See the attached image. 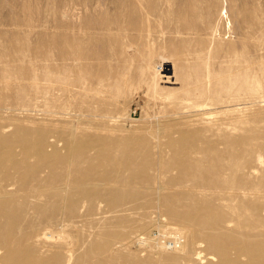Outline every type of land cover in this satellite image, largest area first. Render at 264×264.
Segmentation results:
<instances>
[{
    "label": "rangeland",
    "instance_id": "obj_1",
    "mask_svg": "<svg viewBox=\"0 0 264 264\" xmlns=\"http://www.w3.org/2000/svg\"><path fill=\"white\" fill-rule=\"evenodd\" d=\"M188 128L217 144L172 148ZM40 130L100 148L66 157L58 147L41 176L61 183L68 173L70 188L0 223V264L10 229L51 264L215 262L206 235L199 258L162 252L153 232L172 238L183 226L192 201L182 190L232 161L237 137L258 147L237 160L245 177L264 176V0H0V136L17 144ZM174 180L178 191L149 188ZM43 230L54 240L37 237Z\"/></svg>",
    "mask_w": 264,
    "mask_h": 264
},
{
    "label": "bare ground",
    "instance_id": "obj_2",
    "mask_svg": "<svg viewBox=\"0 0 264 264\" xmlns=\"http://www.w3.org/2000/svg\"><path fill=\"white\" fill-rule=\"evenodd\" d=\"M246 127L247 124H238L240 130H244ZM202 136L201 129H183L179 132L177 139L169 141V145L172 148H182L183 144H188L191 148L193 146V149H197L196 146L202 140L203 143L208 144L207 147H212L218 142L216 138L209 141ZM49 139L50 132L44 130L38 131L33 141L25 139L17 144H12L0 136V223L6 221L12 227L16 223L15 213L17 211L24 210L26 212V209H32L35 206V204L31 206V199H41L40 197L43 196L44 192L49 190L59 193L65 191L66 187L70 188V182L66 181L68 173L66 180L61 183L59 181L56 183L53 181L48 182L46 177L41 176V173H46L48 176V173L54 169L53 158L59 155L58 150L60 149L58 147L60 145L63 146L66 157H71L76 152L100 148V139L91 136H85L75 141L66 137L59 139L51 137V140ZM234 145L240 147V149L232 148V161H229L225 166L216 165L213 169L214 175L210 173L211 178L205 177L207 180H204V178V181L194 182L191 186H186L182 190L181 194L189 196L192 205L189 206L188 212L183 215L185 218L183 226L180 228L173 227L174 230L168 232L173 235L170 238L173 247H168L169 245L167 246L166 241H164L166 234L164 236L162 233L165 231V226L163 232L158 231L159 235L154 234L155 238L153 239H156V242L149 239L161 248L162 252H180L185 256L189 254V257L196 255L201 258L202 254L196 252V247L201 235H206L205 240L215 252L212 253L214 256L211 259L214 260L217 257L215 262L209 264H264V176L255 181L247 179L248 177L245 176L248 175L251 169L247 167V163L239 166L237 161L243 159L245 153L258 147L250 140L249 136L237 137L231 141V146ZM171 147L170 150L172 151ZM255 152H257V162H263L262 156L258 154V149ZM159 156V160L154 165L159 166L160 169L167 156L163 153H160ZM108 166L106 165L104 168ZM182 166L183 164L180 161L178 165L172 167L181 169ZM123 167L122 164H116L114 171L120 172ZM241 175L244 178H241ZM214 178L216 179L213 180ZM175 181L163 185L161 183L159 185L157 182V188H154V186H149V188L152 191L156 190L155 192L178 191V187H176L178 183ZM160 200L162 199L160 198ZM34 209H37V206ZM224 229L240 232L241 235L250 236V238L254 235L260 236L263 240L245 242L239 240V236L233 238L226 235H215L214 231L222 232ZM44 230L37 233V237L39 236L46 241L51 238L54 240L52 235L48 237V233ZM24 241L23 236L19 238L13 236L10 229L4 241L1 262L3 264H14L17 258L22 257L21 264H51L34 248L25 247ZM66 251L69 254L71 249H66ZM70 260L72 258L66 264H69ZM202 263V259H200V264Z\"/></svg>",
    "mask_w": 264,
    "mask_h": 264
},
{
    "label": "built area",
    "instance_id": "obj_3",
    "mask_svg": "<svg viewBox=\"0 0 264 264\" xmlns=\"http://www.w3.org/2000/svg\"><path fill=\"white\" fill-rule=\"evenodd\" d=\"M153 233L154 234H157V235L160 234L159 232L158 233L153 232ZM164 241H166L167 245H169V246H172L173 245V243L171 242L172 240L170 238H165Z\"/></svg>",
    "mask_w": 264,
    "mask_h": 264
}]
</instances>
